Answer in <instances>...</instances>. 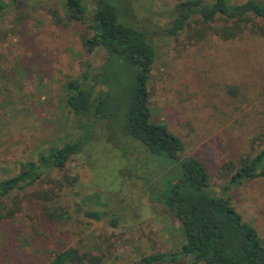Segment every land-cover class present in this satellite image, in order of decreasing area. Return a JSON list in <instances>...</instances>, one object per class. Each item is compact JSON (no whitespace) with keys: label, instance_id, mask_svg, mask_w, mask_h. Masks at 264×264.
I'll return each instance as SVG.
<instances>
[{"label":"rangeland","instance_id":"374dc122","mask_svg":"<svg viewBox=\"0 0 264 264\" xmlns=\"http://www.w3.org/2000/svg\"><path fill=\"white\" fill-rule=\"evenodd\" d=\"M183 0H117L130 22L152 38L148 82L154 123L164 124L199 159L215 193L227 182L222 169H237L264 148V37L244 34L224 42L211 36L196 44L185 34H155ZM242 3L246 0H229ZM0 180L21 164L75 138L66 106V83L103 62L88 52L93 5L84 2L81 22L67 20L64 0H0ZM116 91L123 104L130 83L122 74ZM236 88V93L230 92ZM121 94H120V91ZM112 135L94 141L61 171L43 175L26 190L2 200L0 264H50L56 252L75 248L99 264H133L154 253H179L184 236L176 218L151 198L152 185L135 178ZM139 152V150H137ZM133 152L131 160H141ZM143 164L151 173L157 169ZM155 169L153 172H151ZM153 180V179H152ZM153 184V183H152ZM244 223L264 241V178L232 187L225 195ZM50 198V200L46 199ZM84 210L117 213L96 222ZM175 264L194 263L180 257Z\"/></svg>","mask_w":264,"mask_h":264},{"label":"trees","instance_id":"16d2710c","mask_svg":"<svg viewBox=\"0 0 264 264\" xmlns=\"http://www.w3.org/2000/svg\"><path fill=\"white\" fill-rule=\"evenodd\" d=\"M85 1L64 0L68 21H83ZM90 2L94 8L91 35L83 40V46L88 52L101 50L103 62L66 83L65 102L73 115L75 138L47 155H39L36 162L21 164L15 176L0 180V206L2 200L33 186L44 174L63 170L94 141L112 135L124 145L120 152L136 171L134 177L145 187L152 185L151 198L176 218L184 236L179 253H154L133 264H175L180 257L202 264H264V241L225 197L234 186L264 178V148L237 169L231 171V164L222 169L227 182L215 193L204 164L186 155L182 141L164 124L151 119L148 82L155 58L152 38L127 19L122 11L125 7H119L117 0ZM169 20L158 26L155 34L167 38L185 34L196 44L211 36L224 42L244 34L264 37V0H183L171 10ZM122 74L130 83L127 104L116 92ZM236 90L231 88L230 92L235 94ZM133 152L142 153L141 160H131ZM144 163L157 169L151 171L157 175L153 180ZM11 215V211L5 214ZM83 215L96 222L107 218L112 228H117L121 219L117 213L91 210H84ZM5 216L0 215V226ZM50 264H99V260L67 248L56 252Z\"/></svg>","mask_w":264,"mask_h":264}]
</instances>
